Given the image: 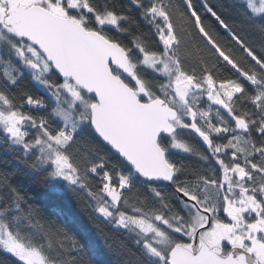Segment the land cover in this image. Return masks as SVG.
Here are the masks:
<instances>
[{
  "label": "snow or ice",
  "instance_id": "obj_1",
  "mask_svg": "<svg viewBox=\"0 0 264 264\" xmlns=\"http://www.w3.org/2000/svg\"><path fill=\"white\" fill-rule=\"evenodd\" d=\"M202 7L227 39L193 0H0V152L43 174L50 193L98 179L93 210L126 233L135 264H264V0H233L231 23ZM25 73L54 106L20 86ZM86 129L92 139L78 142ZM183 132L205 145L209 173L171 158L193 152ZM137 184L158 209L127 207ZM0 249L21 264L85 253L6 179Z\"/></svg>",
  "mask_w": 264,
  "mask_h": 264
},
{
  "label": "trees",
  "instance_id": "obj_2",
  "mask_svg": "<svg viewBox=\"0 0 264 264\" xmlns=\"http://www.w3.org/2000/svg\"><path fill=\"white\" fill-rule=\"evenodd\" d=\"M175 2L183 8V0H175ZM207 2L227 22L231 23L233 21L234 13L229 7L233 0H207ZM193 4L200 12L204 24L211 26L220 33L222 38L227 39L226 34L215 19L204 11L202 0H193ZM174 23L179 30L182 25L179 16L175 18ZM143 30L147 31V28L145 27ZM194 43L203 47L202 42L198 39ZM20 86L34 97L42 98L49 108L54 106L52 98L45 89L31 80L27 73H25L23 80L20 81ZM25 110L32 111L36 115H45L42 109ZM224 115L226 116L227 114L225 113ZM89 133L90 130L87 129L80 133L78 142L81 138L92 139ZM179 136L193 149V152H174L171 158L185 165L190 172L200 175L209 173L211 169L198 155V153L203 154L207 151L201 140L190 132L180 133ZM93 143L99 149L100 156L105 157L111 163H116L115 153L101 140H93ZM42 175L29 174L27 169L17 164L15 154L5 155L0 152V180L6 179L8 183L18 188L27 203L39 210L40 216L44 221L54 222L56 227L62 228L69 236L85 246V253L77 257L78 264H129V261L135 264L138 253L131 241L127 239L126 233L107 222L93 210L88 191L90 190L93 193L98 191L100 183L98 179L91 177L88 189L84 191L73 193L62 182L58 192L50 193L42 182ZM189 179H195V177L191 176ZM137 191L141 195L137 196ZM171 191V188H165L166 194ZM124 195L129 198L127 207L141 206L138 202L143 203L146 211L153 208L158 209L159 207L157 201L149 196L145 188L140 184H137L132 192H125ZM47 243L52 245L53 254H55L58 238L53 236ZM0 264H21V262L0 249Z\"/></svg>",
  "mask_w": 264,
  "mask_h": 264
},
{
  "label": "water",
  "instance_id": "obj_3",
  "mask_svg": "<svg viewBox=\"0 0 264 264\" xmlns=\"http://www.w3.org/2000/svg\"><path fill=\"white\" fill-rule=\"evenodd\" d=\"M102 141V140H101ZM103 142V141H102ZM202 142V141H201ZM105 145H106V143L105 142H103ZM203 144V143H202ZM204 145V144H203ZM107 147H109L110 148V146H108V145H106ZM205 146V145H204ZM113 152H114V150H112ZM115 153V152H114Z\"/></svg>",
  "mask_w": 264,
  "mask_h": 264
}]
</instances>
